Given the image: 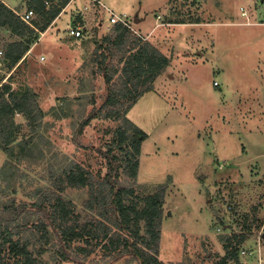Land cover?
<instances>
[{
  "label": "rangeland",
  "instance_id": "rangeland-1",
  "mask_svg": "<svg viewBox=\"0 0 264 264\" xmlns=\"http://www.w3.org/2000/svg\"><path fill=\"white\" fill-rule=\"evenodd\" d=\"M9 2L20 12L35 10L32 27L34 21L43 23L42 13L29 0ZM106 2L114 12L134 19L143 39L171 60L152 90L126 114L148 135L137 177L125 174L124 152L113 146L122 135L117 130L126 128L125 121L106 118L105 111L99 110L111 92L110 83L122 88L120 73L107 82L105 74L111 71L97 68L96 45L83 44L109 33V13L87 12L90 32L76 39L68 29L79 11H88L90 2L70 0L45 31L35 29L31 49L17 65L12 67L4 55L1 59L0 85L9 83L15 92L35 93L44 112L32 125L23 113H16L17 141L12 155L0 148V170L7 159L18 169L0 179L2 190L6 194L16 190L19 200L31 202L30 195L52 187L55 175L71 160L104 177L111 168L108 159L116 157L111 163L121 183L133 187L135 195L153 193L159 185L168 187L159 255L163 264H215L225 253L220 237L226 234L245 235L237 255L240 261L248 260L242 252L253 249L264 236V105L256 96L264 92V26L227 25L222 31L214 30L215 24L232 21L230 11L241 15L240 0ZM253 5L261 15L254 21L264 25V0ZM28 37L0 25V49L6 51L11 42ZM118 61L119 56L112 57L109 63ZM91 112L94 117L80 132ZM63 196L86 215L87 188L70 186ZM256 243L260 246V241ZM128 257L108 260L97 248L85 264H127ZM43 260L79 263L56 261L53 250L44 253Z\"/></svg>",
  "mask_w": 264,
  "mask_h": 264
},
{
  "label": "trees",
  "instance_id": "trees-1",
  "mask_svg": "<svg viewBox=\"0 0 264 264\" xmlns=\"http://www.w3.org/2000/svg\"><path fill=\"white\" fill-rule=\"evenodd\" d=\"M69 1L29 0V4L44 17L43 23L34 21L32 27L0 0V25L9 26L18 36L30 35L28 39L21 38L7 46L5 57L10 59L12 67L31 49L32 35L45 31ZM92 43L96 45L97 68L111 71L105 74L107 82L120 73L122 88L115 81L110 83L111 92L99 110L105 111L106 118L118 117L125 121L126 128L117 130L122 135L113 146L124 152L121 159L126 167L125 174L136 178L142 143L148 135L126 114L146 92L152 90L171 60L123 23L115 24L98 40L83 41L84 45ZM117 56L118 63H109ZM16 113H23L28 125L38 122L44 115L35 93L29 90L15 92L9 83L0 85V148L9 155L14 151L20 127L15 122ZM92 114L82 121L80 132L90 123L94 117ZM115 158L108 159L111 168L104 177L95 176L81 163L71 160L61 173H53L52 187L39 188L30 195L31 202L19 200L16 190L6 194L0 186V264H48L43 260V254L48 250H53L56 261L79 260L78 264H85L97 248L108 260L129 255L125 259L127 264L134 261L163 264L159 255L163 204L168 187L159 185L153 193L135 195L133 187L121 183L118 169L111 163ZM14 168L17 167L7 159L0 170V179L5 180ZM70 186L88 189V197L83 202L86 215L78 211L72 200L63 196ZM244 239L245 235L238 234L220 237L225 253L215 264L238 261V246Z\"/></svg>",
  "mask_w": 264,
  "mask_h": 264
},
{
  "label": "built area",
  "instance_id": "built-area-1",
  "mask_svg": "<svg viewBox=\"0 0 264 264\" xmlns=\"http://www.w3.org/2000/svg\"><path fill=\"white\" fill-rule=\"evenodd\" d=\"M88 2H90L89 5L86 6L88 11H85V10L79 11V14H77V16L75 17V19L73 21V25H71L69 27L68 34L70 36H72L76 39H83L84 37H86V35L89 34V32H90L89 28L90 27L86 23V20L89 17L87 12H90V11H96V12L97 11H102V12L106 11L109 13L108 22H106L108 28L109 27L112 28L117 23H123L137 36L144 38L142 36V34L134 27L136 25L134 22V19L132 18L133 21H130L127 14H118V13L114 12L113 10L108 8L107 5L102 0H88ZM14 11L21 18V20H23L24 22H26L28 24H31V21L35 17V10L33 8H29V9L25 10L24 12H20L18 10H14ZM137 20H138V18H135L136 22H137ZM100 24L102 26L104 25L103 23H100ZM3 55L5 56V50L0 49V64H1V59H2ZM215 84L217 85L218 81H215ZM228 208H230V210H232L233 205H229ZM261 233H264V232H261ZM263 238H264L263 236H262V238L259 237V241H261Z\"/></svg>",
  "mask_w": 264,
  "mask_h": 264
},
{
  "label": "crops",
  "instance_id": "crops-1",
  "mask_svg": "<svg viewBox=\"0 0 264 264\" xmlns=\"http://www.w3.org/2000/svg\"><path fill=\"white\" fill-rule=\"evenodd\" d=\"M1 1L4 2L12 10H17L16 7L15 6L13 7V5L9 2V0H1ZM102 1L105 4L108 5V3L106 2V0H102ZM240 1L243 2V5L240 6L241 15L238 16L235 13L232 14L231 11H230V15L228 17L232 18V21H230L227 24H223V23H221L220 25L218 23L215 24V29H214L215 31L217 29H219L218 31H222L223 29H225V27L227 25H232V26H245V27H254V26H261L262 27V26H264L262 22L254 21V19L258 18V16H261L260 15V12L258 13V8L256 6L254 7V5H253V3L255 2V0H240ZM250 5L253 7L252 9L249 8ZM245 16L247 17V20L243 19V20L240 21L239 19H236L237 17H241V18L243 17L244 18ZM58 18H59V16L56 19H58ZM138 22L139 23L141 22V20H139V17H138L137 23ZM138 24H137V28L139 26ZM144 34L148 38L149 35L146 34V33H144ZM261 36H262V32H260L259 39L260 40H263V38H261ZM218 86H220V83L218 84ZM256 96L259 98L257 100V102L260 101L261 104L264 105V92H262V94H258ZM257 241H259V240H257ZM256 242H255V247L253 249H249L248 252H242L243 254H246L247 255L248 260H243L242 259L240 261V259H238L239 261H237L236 263H230V264H264V245H263L264 238L260 241V246H258Z\"/></svg>",
  "mask_w": 264,
  "mask_h": 264
}]
</instances>
